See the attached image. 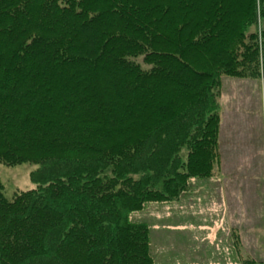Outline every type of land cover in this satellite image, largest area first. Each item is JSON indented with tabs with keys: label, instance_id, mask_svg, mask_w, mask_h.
I'll return each instance as SVG.
<instances>
[{
	"label": "trees",
	"instance_id": "obj_1",
	"mask_svg": "<svg viewBox=\"0 0 264 264\" xmlns=\"http://www.w3.org/2000/svg\"><path fill=\"white\" fill-rule=\"evenodd\" d=\"M225 76L264 78V0H0V161L37 166L0 264H155L134 214L214 175Z\"/></svg>",
	"mask_w": 264,
	"mask_h": 264
},
{
	"label": "rangeland",
	"instance_id": "obj_2",
	"mask_svg": "<svg viewBox=\"0 0 264 264\" xmlns=\"http://www.w3.org/2000/svg\"><path fill=\"white\" fill-rule=\"evenodd\" d=\"M229 77L231 78L225 76L224 80ZM261 93L258 141H264V88ZM36 167L33 163L9 166L0 161V178L8 198H13L19 191L37 187L31 180V172ZM197 186L214 189L206 194H194ZM199 196L201 199H197ZM212 196L219 199L212 203ZM180 201L179 206L183 207L178 214L174 206H166L174 203H159L151 204L148 210L134 214V218L150 224L155 242H160L167 235L165 233L173 237L179 233L187 236L202 233L203 235L198 234L201 238L206 236L219 240L217 244L212 242V245L219 246L228 260L232 258V264H242L247 258L264 260V150L256 159L229 163L225 170H221L220 166L216 167L211 178L195 179L192 191L183 195ZM191 206L194 207L195 216L188 214ZM172 216H176V219L171 218ZM179 226L188 229L181 232L173 230ZM180 238L177 236V240ZM207 251L211 253L212 247L208 245ZM210 259L216 260V257L211 255Z\"/></svg>",
	"mask_w": 264,
	"mask_h": 264
},
{
	"label": "crops",
	"instance_id": "obj_3",
	"mask_svg": "<svg viewBox=\"0 0 264 264\" xmlns=\"http://www.w3.org/2000/svg\"><path fill=\"white\" fill-rule=\"evenodd\" d=\"M263 88L264 78L251 80L229 77L227 80L223 79L219 99L222 121L219 136L220 163L218 166L221 170L227 169L229 163L242 162L247 159L253 160L263 154L264 141L263 139L258 141L260 131L257 132L258 124L261 128V90ZM213 189H203L197 186L193 193L201 195L209 193ZM200 197H197V199H201ZM218 199L212 196L210 202L213 203ZM180 203L181 201H178L174 205L166 206H174L177 210L176 214H178L183 207L182 205L179 206ZM189 211L188 214L195 216L193 206ZM171 218L175 220L176 216ZM205 224L200 223V225ZM187 229L179 226L173 230L181 232V230ZM165 234L167 235H164L160 242H155L153 238L157 264H232V258L228 260L219 246L214 247L212 245V242L216 244L219 242L213 237L203 236L201 238L198 234L202 233H196L195 236L179 233L177 236L181 238L177 240V236L173 237L169 236L168 233ZM206 242L212 247L211 253L207 251L208 245L205 244ZM204 248L206 249L203 251ZM211 255L216 257V260L210 259Z\"/></svg>",
	"mask_w": 264,
	"mask_h": 264
}]
</instances>
